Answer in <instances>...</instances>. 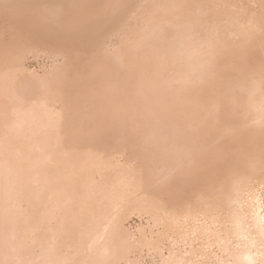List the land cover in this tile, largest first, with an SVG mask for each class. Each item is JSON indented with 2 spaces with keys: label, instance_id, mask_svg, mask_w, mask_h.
Segmentation results:
<instances>
[{
  "label": "bare ground",
  "instance_id": "1",
  "mask_svg": "<svg viewBox=\"0 0 264 264\" xmlns=\"http://www.w3.org/2000/svg\"><path fill=\"white\" fill-rule=\"evenodd\" d=\"M0 264H264V0H0Z\"/></svg>",
  "mask_w": 264,
  "mask_h": 264
},
{
  "label": "rangeland",
  "instance_id": "2",
  "mask_svg": "<svg viewBox=\"0 0 264 264\" xmlns=\"http://www.w3.org/2000/svg\"><path fill=\"white\" fill-rule=\"evenodd\" d=\"M132 223H134V220L133 219H130ZM139 259L142 260V262H146V258L145 256L143 255V253L140 254H135Z\"/></svg>",
  "mask_w": 264,
  "mask_h": 264
}]
</instances>
